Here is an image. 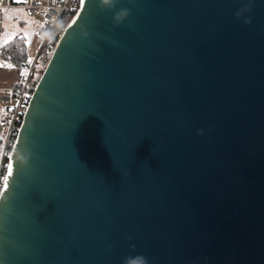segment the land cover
Masks as SVG:
<instances>
[{
  "label": "water",
  "instance_id": "obj_1",
  "mask_svg": "<svg viewBox=\"0 0 264 264\" xmlns=\"http://www.w3.org/2000/svg\"><path fill=\"white\" fill-rule=\"evenodd\" d=\"M9 163L0 264H264V0H79Z\"/></svg>",
  "mask_w": 264,
  "mask_h": 264
},
{
  "label": "built area",
  "instance_id": "obj_2",
  "mask_svg": "<svg viewBox=\"0 0 264 264\" xmlns=\"http://www.w3.org/2000/svg\"><path fill=\"white\" fill-rule=\"evenodd\" d=\"M79 0H0V37L3 34L4 14L9 9H22L30 14H39L41 28L37 32L39 45L32 58L19 66H14L5 57L4 50L0 47V68L13 70L18 69L20 75L17 84L6 89L13 98V105L8 101L3 104L8 108L0 114V123L3 130V146L0 159V188L4 173L3 162L8 158L18 131L19 124L24 115L27 103L36 89L37 82L43 72L42 64L46 62L47 55L52 53L58 39L65 27L77 11ZM23 72V75H21Z\"/></svg>",
  "mask_w": 264,
  "mask_h": 264
},
{
  "label": "rangeland",
  "instance_id": "obj_3",
  "mask_svg": "<svg viewBox=\"0 0 264 264\" xmlns=\"http://www.w3.org/2000/svg\"><path fill=\"white\" fill-rule=\"evenodd\" d=\"M3 14L4 28L0 41L7 43L16 38H22V44L28 53L29 59L32 58L39 45L37 32L41 28L40 15L37 13L30 14L22 9L5 10L3 11ZM13 103L14 100L12 98L10 106L13 105Z\"/></svg>",
  "mask_w": 264,
  "mask_h": 264
},
{
  "label": "clouds",
  "instance_id": "obj_4",
  "mask_svg": "<svg viewBox=\"0 0 264 264\" xmlns=\"http://www.w3.org/2000/svg\"><path fill=\"white\" fill-rule=\"evenodd\" d=\"M117 0H97V6L101 11L112 10L115 8ZM251 5L249 4L246 8L249 11ZM129 11L127 9H120L116 11L112 17L115 24H120L125 18L129 16ZM237 17H240V12L238 11L235 14ZM245 24L250 23V20L245 19ZM199 134V133H198ZM29 156L28 154H21L19 156V162L21 166H25L28 163ZM123 264H148V259L143 255H136L134 257H127L124 259Z\"/></svg>",
  "mask_w": 264,
  "mask_h": 264
},
{
  "label": "trees",
  "instance_id": "obj_5",
  "mask_svg": "<svg viewBox=\"0 0 264 264\" xmlns=\"http://www.w3.org/2000/svg\"><path fill=\"white\" fill-rule=\"evenodd\" d=\"M22 41H23L22 38H16L15 40H13L11 42H7V43H3L0 41V47L4 50L5 57L8 59V61L10 63H12L16 67L29 60L28 53H27L26 49L24 48ZM50 56H51V51L47 55L46 62H44L42 64V69L45 68ZM13 70H16V72L18 73V78H19L20 71L18 69H13ZM18 78H17V81H18ZM17 81L14 85L17 84ZM19 126H20V124H19ZM10 149H9V152H10ZM6 166H7V159H5L3 162L2 172L4 174H5Z\"/></svg>",
  "mask_w": 264,
  "mask_h": 264
},
{
  "label": "crops",
  "instance_id": "obj_6",
  "mask_svg": "<svg viewBox=\"0 0 264 264\" xmlns=\"http://www.w3.org/2000/svg\"><path fill=\"white\" fill-rule=\"evenodd\" d=\"M18 78V73L16 70H8L0 68V114L5 111L8 107L3 104V101H8L9 106L12 97L10 94L6 91V89L12 87ZM2 125L0 123V159L2 154V146H3V130Z\"/></svg>",
  "mask_w": 264,
  "mask_h": 264
},
{
  "label": "snow or ice",
  "instance_id": "obj_7",
  "mask_svg": "<svg viewBox=\"0 0 264 264\" xmlns=\"http://www.w3.org/2000/svg\"><path fill=\"white\" fill-rule=\"evenodd\" d=\"M17 2H19V0H17ZM28 62L31 63L30 60ZM21 75H23V72H21ZM12 168H13V165L11 163H9L8 166H7L8 175L4 176V178H3V181H4L5 185H7L9 177L12 175Z\"/></svg>",
  "mask_w": 264,
  "mask_h": 264
},
{
  "label": "bare ground",
  "instance_id": "obj_8",
  "mask_svg": "<svg viewBox=\"0 0 264 264\" xmlns=\"http://www.w3.org/2000/svg\"><path fill=\"white\" fill-rule=\"evenodd\" d=\"M19 129V128H18ZM15 140V139H14ZM12 147V146H11ZM5 175V174H4ZM1 189V188H0Z\"/></svg>",
  "mask_w": 264,
  "mask_h": 264
}]
</instances>
